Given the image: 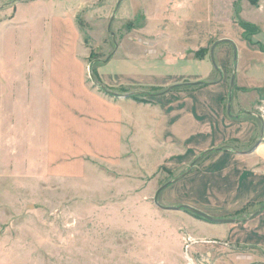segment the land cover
<instances>
[{
	"label": "rangeland",
	"instance_id": "374dc122",
	"mask_svg": "<svg viewBox=\"0 0 264 264\" xmlns=\"http://www.w3.org/2000/svg\"><path fill=\"white\" fill-rule=\"evenodd\" d=\"M143 20L150 28H182L188 45L203 39L210 60L215 42L231 40L215 43L212 59L217 67L216 56L228 53L221 99L228 116L240 107L254 112L238 117L255 124L247 145L228 140L192 168H175L153 163L147 138L139 145L119 136V115L102 94L149 103L163 90L109 91L102 84L121 77L123 53L111 59ZM245 48L257 59L264 52V0H0V264H264V243H249L264 241V212L245 221L264 209L260 190H239L223 204L230 210L223 218L234 219L219 224L231 228L227 233L187 209L161 207L182 205L170 192L201 167L221 173L226 160L205 163L217 152L264 141L255 116L264 115V55L249 68L258 88L228 87Z\"/></svg>",
	"mask_w": 264,
	"mask_h": 264
},
{
	"label": "crops",
	"instance_id": "0c3cea01",
	"mask_svg": "<svg viewBox=\"0 0 264 264\" xmlns=\"http://www.w3.org/2000/svg\"><path fill=\"white\" fill-rule=\"evenodd\" d=\"M181 6L176 5V8ZM146 22L143 20L141 23L139 21V23L136 22V25L133 24V30L129 33L132 40L130 42L128 40L123 41L116 47L111 60L117 62L119 59L114 58H117V54L122 52L123 58L121 56L119 58L126 61L125 67H121L125 69L120 72L121 77L114 82L101 81L109 91L122 89L133 92L138 89V93H143L148 89L163 90L157 97L150 99L152 101L149 103H140L128 97H113L102 94L104 101L119 115L116 118L119 123V136L128 134L137 139L136 143L139 145L140 136L147 138L145 143L146 154L157 155L153 163L157 161L158 164L165 163L169 166L174 164L175 168L189 162L192 163L204 151L222 149L221 147L227 146L225 143L228 140H238L241 146L247 145L254 137L255 124L247 120H238V117L241 111L251 114L254 112L240 107L238 109L240 112L232 115L230 113L229 117L226 109H224L226 105L223 106L221 102L227 91L228 53L221 54L220 57L217 55L216 59L218 58L219 63L217 62L218 66L214 67L209 58V53L206 56H203L205 55L204 52L198 54L199 50L203 48V39L186 38L195 43L190 44L192 45L190 46L187 41L181 40V37L185 36L183 34L186 33L185 30H180L182 28L178 27L179 29L173 30H168L164 26L162 28H150L151 22ZM157 35L163 37L162 42L159 43L160 38L150 40L151 36ZM189 47L191 48L189 49ZM233 47L235 50L234 43ZM245 50L248 53H245L243 67L239 61L236 66L237 71L232 73L234 74V85L240 82L239 86L241 87L258 88L259 86H257L249 68L252 62L262 58L264 52H261L257 59L255 50L251 51L250 48H245ZM239 57L241 59L240 55ZM123 71L126 74L125 77L122 76ZM141 73L143 75H140ZM98 74L99 78L102 79L100 70ZM195 82L198 84H189ZM193 86L195 89L187 90ZM228 87H230V82ZM262 102L264 103V99ZM230 108H233V101ZM232 116L237 119H231ZM255 116L261 123L259 131L263 129L264 132V115ZM116 119L111 120V122L116 121ZM105 120L110 119L105 116ZM229 147L217 152L214 159L205 162L211 164L216 160H226L227 163L221 173L215 169V173L212 170L209 173L208 170L201 167L199 171L191 173L187 177L189 181H184L181 187L173 189L170 192V197L180 196L178 199L176 198L178 203L222 218L225 213L230 211H227L228 208L224 207L223 204L229 203L231 205L239 190L240 193L255 189L260 190L258 194L262 197L260 200L264 199V141H261L250 153H238L249 150V147H247L248 149ZM258 149H260L259 155L255 153ZM137 150L140 151V149ZM260 164L262 166H259ZM206 188L210 192L208 194L209 200L202 201L205 198L204 190ZM252 200L254 202L259 201L257 198H251L249 201ZM213 209H216L214 211L224 209V212L212 214ZM262 211L264 212V209L254 212L256 214L251 215L245 221L254 220V217ZM204 222L201 220L198 224L215 226L210 229L216 232H231V228L225 229L224 226L219 225L221 223L209 222L208 225ZM226 233H223L224 236H227ZM231 241L246 243L245 240L241 241L238 237L233 236H231ZM249 243L262 245L264 241Z\"/></svg>",
	"mask_w": 264,
	"mask_h": 264
},
{
	"label": "water",
	"instance_id": "95a60500",
	"mask_svg": "<svg viewBox=\"0 0 264 264\" xmlns=\"http://www.w3.org/2000/svg\"><path fill=\"white\" fill-rule=\"evenodd\" d=\"M221 41H229L230 43H231V40L230 39H219L217 42H215V43H218V42H221ZM215 43H214V45H215ZM214 45L212 46V48H211V52H210V54H211V60H212V63L214 64V62H213V59H212V50H213V47H214ZM189 84H198V83H189ZM234 87V74H232V76H231V80H230V89H232ZM124 97H125V95H123ZM229 100H230V98H229ZM229 109H230V105L228 104V112H229ZM263 134V132H261V135ZM260 143V141L258 140L249 150H247V151H239L238 153H250V152H252L255 148H256V146L258 145ZM196 160V159H195ZM195 163V161H193L191 164H190V168H192V166H193V164ZM185 174H182L180 177H177L176 179H174L173 181H176V180H178V179H180L182 176H184ZM171 181H169V183H170ZM169 183H165V184H163L159 189H158V191H157V193H156V196H155V203L158 205V206H160L158 203H157V194H158V192L161 190V189H163V188H165ZM162 208H165V209H181V208H183V209H187L188 211H190L191 213H194V214H196V215H198V216H200V217H202L204 220H206V221H209V222H211V223H230V222H233L234 221V219H232V218H215V217H212V216H210L209 214H207V213H205V212H203V211H201V210H199V209H195L194 207H191V206H189V205H180V206H177V207H174V206H167V207H163V206H161ZM256 213H253L252 215H255Z\"/></svg>",
	"mask_w": 264,
	"mask_h": 264
},
{
	"label": "trees",
	"instance_id": "16d2710c",
	"mask_svg": "<svg viewBox=\"0 0 264 264\" xmlns=\"http://www.w3.org/2000/svg\"><path fill=\"white\" fill-rule=\"evenodd\" d=\"M203 52H204V49H200L198 54H200V53L203 54ZM193 214H194V213H193ZM194 215H196V214H194ZM196 216H197V217H200V216H198V215H196ZM201 218H202V217H201Z\"/></svg>",
	"mask_w": 264,
	"mask_h": 264
}]
</instances>
